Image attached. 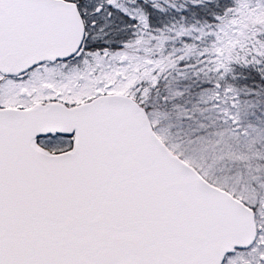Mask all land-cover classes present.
<instances>
[{"label": "snow or ice", "instance_id": "6c2138e0", "mask_svg": "<svg viewBox=\"0 0 264 264\" xmlns=\"http://www.w3.org/2000/svg\"><path fill=\"white\" fill-rule=\"evenodd\" d=\"M0 264H264V0H0Z\"/></svg>", "mask_w": 264, "mask_h": 264}]
</instances>
